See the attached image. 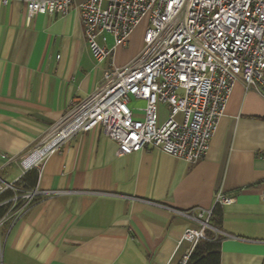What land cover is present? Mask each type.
Wrapping results in <instances>:
<instances>
[{
  "label": "crops",
  "instance_id": "0c3cea01",
  "mask_svg": "<svg viewBox=\"0 0 264 264\" xmlns=\"http://www.w3.org/2000/svg\"><path fill=\"white\" fill-rule=\"evenodd\" d=\"M140 37L137 26L127 50L115 48V65L137 55ZM108 65L91 56L74 8L27 21L23 0L0 5V172L16 168L5 182L31 169L23 157L70 102L91 94ZM117 151L97 125L49 154L36 185L57 193L2 223L0 264H179L189 247L179 244L182 233L197 224L177 211L209 209L217 191L234 198L221 206L220 264H262L260 93L236 81L206 155L194 163L156 148Z\"/></svg>",
  "mask_w": 264,
  "mask_h": 264
},
{
  "label": "built area",
  "instance_id": "2783aa9c",
  "mask_svg": "<svg viewBox=\"0 0 264 264\" xmlns=\"http://www.w3.org/2000/svg\"><path fill=\"white\" fill-rule=\"evenodd\" d=\"M9 1L0 0V5ZM23 1L27 21L35 14L62 16L77 10L91 56L96 63L109 59L91 94L70 102L23 157L26 168H39L63 142L97 125L117 143L120 155L156 148L194 163L206 155L236 81L264 98V0ZM142 22L139 52L126 64L115 65V48L126 46ZM106 34L113 38L111 47ZM131 99L143 101V106L131 108ZM18 182L0 179V196L11 193L0 200V209L7 207L0 226L19 219L38 198L57 193ZM260 199L264 201V189ZM233 201V196L217 191L209 209L177 211L197 224L182 233L179 244L189 247L179 264L186 263L206 229L222 234L208 220L215 206Z\"/></svg>",
  "mask_w": 264,
  "mask_h": 264
},
{
  "label": "trees",
  "instance_id": "16d2710c",
  "mask_svg": "<svg viewBox=\"0 0 264 264\" xmlns=\"http://www.w3.org/2000/svg\"><path fill=\"white\" fill-rule=\"evenodd\" d=\"M37 178L38 169L31 168L19 178L18 184H23L25 188H33L36 185ZM10 194L9 191L5 192L0 196V200L10 196ZM6 208L3 207L0 209V215ZM222 217V208L217 205L213 208L208 222L212 227L219 229ZM222 239V234H217L212 229H206L205 237L196 243L185 264H220V243ZM262 264H264V258Z\"/></svg>",
  "mask_w": 264,
  "mask_h": 264
},
{
  "label": "rangeland",
  "instance_id": "374dc122",
  "mask_svg": "<svg viewBox=\"0 0 264 264\" xmlns=\"http://www.w3.org/2000/svg\"><path fill=\"white\" fill-rule=\"evenodd\" d=\"M138 28L140 29V32H141L140 40H138L139 50H140V48L143 45V42H142V34H143V30L145 28V22H142L138 26ZM105 38H106V45H107V47H111L113 45V38H112V36L110 34H106ZM118 48H119V50H121V49L124 50V51L127 50L125 47H122V46H119ZM129 106L131 108H133V109L134 108H140V107L143 106V102L141 100L132 99L129 102ZM158 110L161 113H164L165 112V108H164L163 105H159L158 106ZM15 171H16V168L13 167V166L7 168L5 171L0 172V179L3 180V181H7L15 173Z\"/></svg>",
  "mask_w": 264,
  "mask_h": 264
}]
</instances>
